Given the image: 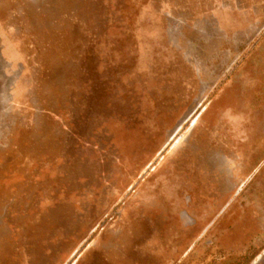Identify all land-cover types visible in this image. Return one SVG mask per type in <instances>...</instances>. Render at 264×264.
<instances>
[{"label":"rangeland","instance_id":"rangeland-1","mask_svg":"<svg viewBox=\"0 0 264 264\" xmlns=\"http://www.w3.org/2000/svg\"><path fill=\"white\" fill-rule=\"evenodd\" d=\"M0 264H264V0H0Z\"/></svg>","mask_w":264,"mask_h":264}]
</instances>
